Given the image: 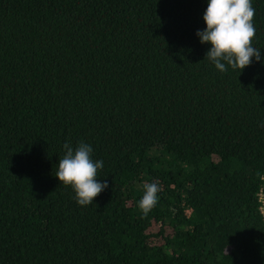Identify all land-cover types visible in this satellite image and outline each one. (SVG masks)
Wrapping results in <instances>:
<instances>
[{"label":"trees","instance_id":"trees-1","mask_svg":"<svg viewBox=\"0 0 264 264\" xmlns=\"http://www.w3.org/2000/svg\"><path fill=\"white\" fill-rule=\"evenodd\" d=\"M252 4L261 60L221 72L208 0H0V240H264ZM81 141L109 185L88 206L55 176ZM0 264H264V241H0Z\"/></svg>","mask_w":264,"mask_h":264},{"label":"clouds","instance_id":"clouds-1","mask_svg":"<svg viewBox=\"0 0 264 264\" xmlns=\"http://www.w3.org/2000/svg\"><path fill=\"white\" fill-rule=\"evenodd\" d=\"M255 7L252 0H208L203 19L206 29L198 30L202 44H211L206 53L221 72L228 66L242 71L252 63V58L261 60V51L253 46L256 36ZM264 127V124L261 125ZM65 154L60 157L55 176L75 192V199L81 206L91 205L94 199L109 187L107 181L100 182L99 170L103 160L93 159V148L81 141L73 148L64 144ZM161 188L155 181L145 183L138 208L147 215L158 203Z\"/></svg>","mask_w":264,"mask_h":264},{"label":"built area","instance_id":"built-area-1","mask_svg":"<svg viewBox=\"0 0 264 264\" xmlns=\"http://www.w3.org/2000/svg\"><path fill=\"white\" fill-rule=\"evenodd\" d=\"M261 210L263 211V213H264V207L263 208H261Z\"/></svg>","mask_w":264,"mask_h":264}]
</instances>
